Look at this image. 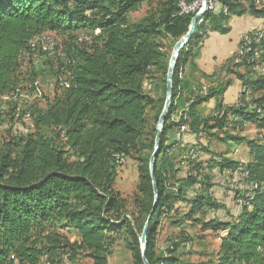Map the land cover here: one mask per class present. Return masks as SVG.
<instances>
[{
	"label": "trees",
	"instance_id": "trees-1",
	"mask_svg": "<svg viewBox=\"0 0 264 264\" xmlns=\"http://www.w3.org/2000/svg\"><path fill=\"white\" fill-rule=\"evenodd\" d=\"M146 1L0 0V120L25 122L28 114L33 126L32 132L0 143V264H40L44 258L49 264L80 258L107 264L119 238L127 242L132 264H143L139 240L149 216L145 260L180 264L179 243L170 242L156 253L157 227L170 214L196 222L197 214L223 209L211 193L212 172L242 185L234 196L239 212L232 222L202 224L205 231L224 233L213 264H264V137L231 135L247 125L264 130V40L259 57L253 44L234 63L243 73H232L241 89L231 105L223 103L231 80L200 94L201 88L183 76L195 54L192 48L207 28L224 35L233 16L264 20V6L258 7L257 0H218L227 13L207 12L179 51L154 161V203L149 161L156 129L147 122L154 101L143 85L158 75L166 92L170 55L164 41L175 44L183 37L195 13H181L182 0H162L157 15L129 23L128 14ZM45 33L65 40L54 92L44 110L21 111L16 100L37 90L24 61H31L30 43ZM11 101L14 105L5 110ZM210 101L215 102L212 115L202 118L200 108ZM162 109L163 104L154 124ZM180 113L178 121L172 120ZM182 125L186 130L176 139ZM211 132L245 144L249 161L241 164L213 154L204 165L196 160L198 151L185 146V137H216ZM118 157L137 165L138 197L131 212L114 189Z\"/></svg>",
	"mask_w": 264,
	"mask_h": 264
},
{
	"label": "rangeland",
	"instance_id": "rangeland-1",
	"mask_svg": "<svg viewBox=\"0 0 264 264\" xmlns=\"http://www.w3.org/2000/svg\"><path fill=\"white\" fill-rule=\"evenodd\" d=\"M160 3H162V0L146 1L143 5H141L138 11L128 14L127 18L129 23L137 24L142 19L150 15H157L160 9ZM256 5L258 7L264 6V0H257ZM227 11V8H224V10L222 9V13H227ZM214 12L215 14H220L221 10L219 3L217 4ZM246 19L249 18H247L246 16L231 17L227 22V26L230 28V31L224 35H220L216 32L211 31L210 28H207L201 34V40L198 41L194 48H192L195 54L190 57L189 63L191 64L200 56V50L204 47L205 41L209 40L207 42V45L205 46V49L207 51L211 49L210 44L213 40L215 41L216 35H220L221 37H226L229 39V37L232 36V32L234 31V26L238 23L237 21ZM200 20L202 21V18ZM200 20L198 21L199 23H201ZM263 27L264 23L260 26H253L250 30L254 31L256 29H262ZM250 30L247 33L244 32L239 34L238 45L236 49H234L232 53L228 54L229 59L225 60L224 62L222 61V65H220L216 69V72H214V77L205 79L203 78L202 74L197 73L196 76L198 80L196 83L192 84V86H198L201 89L206 87L207 89L209 86L214 87L217 85V83L225 82L227 80H231L232 83H234L233 81L235 80V77L232 73H235V71H238V73H243V70H237L233 65L237 62V59L242 53L241 50L243 48V45L245 44L244 48H247L249 46L246 44L244 37L248 36L247 34L251 32ZM41 37H43L44 39L46 38L45 40L48 39L55 47H58V52L55 50V53L52 55L36 52L33 55L31 54V61H24V69L28 70L29 75L34 79V85L37 90H34L33 94L30 92L31 95L27 96L23 93L20 100H16L17 107L21 111L28 110L37 112L38 110H44L47 100L52 97L54 92L56 75L58 74L60 67L59 63L62 59L60 50L62 49V43L65 40L50 33H45L38 37V39H40ZM226 38H223L225 43L228 40ZM164 43L166 44L169 55L171 56L175 44L170 39L165 40ZM256 50L258 51L257 48ZM224 55L225 54L221 52L216 55V58L222 59ZM255 56H257V53H255ZM193 63L189 68L191 72H196L195 70H197V68L195 65H193ZM164 87L165 85L164 83H162V81H160L158 75L152 76L150 78V81L146 82L143 85L144 92L147 93V95L154 101L153 107L147 110L148 127L152 128V126L155 125L156 129L154 118L162 104L164 106ZM230 87L229 91L232 92L235 86ZM14 103V101H11L10 104H5L4 109L10 110V107H12ZM214 103V101H210L208 104L200 108L202 118L210 117L212 115ZM210 104H212V106H210ZM26 115L23 117L25 122L22 121L16 123L11 121L10 119L2 121L0 120V143L7 141L11 137L25 134L27 131H33L32 123L28 120L29 116L26 117ZM177 116L178 115L173 116L172 120L175 121ZM212 133H215L214 135H216V137L209 138L205 135H200L197 138L192 137L190 140H188L190 137H185V146L188 148L191 146H195L196 150L198 151V153L196 154V160H198L200 163H203L204 165V163L209 160V155L213 154L220 155L223 158L241 164H246L249 161L248 151L245 144H234V142L230 140L223 139L224 137L218 132H211V134ZM181 134L182 131L179 130L176 133V139H179ZM231 135L232 137H238L245 140H259L264 137V130L259 131L258 129H256V127L247 125L242 130H238ZM202 149H206L208 153L203 151ZM117 160L118 163H122V165L119 167L117 166V177L115 180L114 189L121 194L123 199H125L127 209L129 212H131L133 199L138 197L137 165L135 162L129 159L126 160L123 157H118ZM212 175L214 187L212 188L211 193L212 196L218 201V203L223 206V209L218 211H210L206 216L197 214L194 217V219H196V222L182 220L184 214H181L180 216L170 214L168 217H162L160 219V224L157 227V254L162 253L170 242H174L180 244L176 254L178 255L180 264H213V256L215 255L216 250L219 246V237L224 235V233H214L210 230L205 231L202 228V224L210 220L232 222V219L239 212V208L235 203L234 196L235 193L239 191L240 186L242 185H240V182L235 183L228 177L219 176L216 172H212ZM178 221H181V224L176 226L175 223H178ZM70 237L73 241L74 235H71ZM126 244L127 242L124 240V238H119L118 240H116L114 246L112 247V254L109 257V264H132L131 254L127 249ZM64 262L65 260L61 264H63ZM70 264H91V262L87 259L80 258L75 263Z\"/></svg>",
	"mask_w": 264,
	"mask_h": 264
},
{
	"label": "crops",
	"instance_id": "crops-1",
	"mask_svg": "<svg viewBox=\"0 0 264 264\" xmlns=\"http://www.w3.org/2000/svg\"><path fill=\"white\" fill-rule=\"evenodd\" d=\"M245 16L249 19L237 21L238 23L234 26V31L232 32V36H230L229 39L226 37H221L220 35H216L215 41L213 40L212 43L210 44L211 49H209L207 51L205 49V46L207 45V42L209 40L205 41L204 47L200 50L201 51L200 56L195 61H193L194 63L192 62L193 65H195L197 68V70H195L196 72H191V70L189 68L192 63L191 64L188 63L185 66L183 76L188 80V82L191 86H192V84L196 83L198 80V78L196 76L197 73H199V74L203 73L205 75H212V74H214V72H216V69L220 65H222L221 64L222 61L224 62L225 60L229 59L228 54L232 53L233 50L236 49V47L238 45L239 34L244 33V32L247 33L250 29H252L253 26H256V25L260 26L264 23V20L255 19V18H253L251 16H247V15H245ZM256 30H260V29H256ZM256 30H254V31H256ZM223 38L228 39L226 43L224 42ZM222 44H224V45H222ZM221 52H223V54H225L222 57V59L216 58V55H218ZM233 82L234 83H232L231 86H235L234 90L232 92H230L229 90L231 87L228 88V90L225 92L224 97H223V103L226 105H231V104L235 103V101L238 98V94L240 92V89H241L240 82H238L237 80L236 81L234 80ZM210 106H212V104H210ZM210 108H212V107H210ZM188 137H190L188 140H190L192 138L191 136H188ZM184 142L186 143L185 140H184ZM63 264H70V263L65 261ZM107 264H109V259H108Z\"/></svg>",
	"mask_w": 264,
	"mask_h": 264
},
{
	"label": "water",
	"instance_id": "water-1",
	"mask_svg": "<svg viewBox=\"0 0 264 264\" xmlns=\"http://www.w3.org/2000/svg\"><path fill=\"white\" fill-rule=\"evenodd\" d=\"M206 14V10L203 11V13L195 15L192 20L191 24L189 26L188 32L181 37L174 45L169 63H168V70H167V75H166V92H165V101H164V106L162 109V112L158 118V122L156 124V137H155V142H154V151L150 157L149 161V171H150V176L153 184V195H154V203L157 202L158 200V193L156 190V186L154 183V176H153V169H154V161L155 158L159 152V145H160V136H161V131H162V126L165 121V118L167 116L168 110L170 108L171 104V91H172V75H173V69L175 66V63L178 58L179 51L188 45L190 39L193 37V34L195 32V27L197 26V22ZM151 219V216L148 217L142 234L140 236V246H141V254H142V261L143 264H148L147 261L145 260L144 252L146 248V235L149 227V221Z\"/></svg>",
	"mask_w": 264,
	"mask_h": 264
},
{
	"label": "built area",
	"instance_id": "built-area-1",
	"mask_svg": "<svg viewBox=\"0 0 264 264\" xmlns=\"http://www.w3.org/2000/svg\"><path fill=\"white\" fill-rule=\"evenodd\" d=\"M207 5H208V0H204V1H194V0H192L190 3H187L185 1L184 5L182 6L181 13H185L186 11H194L195 15H198L202 11V9H205V7ZM246 40H249V39H246ZM260 42H262V40L261 41H256V42H252V44H256V46H258L260 44ZM55 48L56 47L52 43H47L46 41L41 39L40 43L35 46L33 54H35L36 52H40V53H47V54L52 55V54L55 53V50H56ZM259 48H260V46H258V57H259ZM242 49H244V45H243ZM205 92H206V87L201 89V91L199 93L200 94H204ZM25 115L26 114H24L23 116H25ZM17 116H18V114H16V117ZM180 117H181V113L177 116L175 121H178ZM179 130H181L182 133H184L186 128H185L184 125H182V126H180ZM189 154H191V156L194 157L193 151H190ZM115 161H116V165L118 167L122 165V163H118V160H115ZM44 260H45V258H44ZM43 264H44V262H43Z\"/></svg>",
	"mask_w": 264,
	"mask_h": 264
},
{
	"label": "bare ground",
	"instance_id": "bare-ground-1",
	"mask_svg": "<svg viewBox=\"0 0 264 264\" xmlns=\"http://www.w3.org/2000/svg\"><path fill=\"white\" fill-rule=\"evenodd\" d=\"M202 1H204V0H202ZM184 2H185V0H182L181 3L179 4L180 9H182ZM218 3L219 2L216 0H208V5L205 7V9H202V11L199 14H201L203 12V10H206V13L207 12H214ZM224 8H226V7H223L222 4H220V10L222 11V9L224 10ZM187 13H195V12L194 11H186L185 14H187ZM247 35H248L247 37H244V36L243 37H244L246 44L249 46L247 48L242 49L241 50L242 52L250 51V48L253 45L252 42L264 40V28H262L260 30H256V31H251ZM41 39L46 41L47 43H51L48 39L45 40L46 38L45 39L43 37H41L40 39L36 38L35 40H33L30 43V51L32 54L34 53L35 46L40 43ZM246 39H249V40H246ZM243 43H244V41H243ZM244 46H245V44H244ZM254 53H257V50H255ZM260 71H261V69H260ZM262 71H264V70L262 69ZM26 117H28V115H26ZM43 262H44V264H49L48 262H46V260H43L41 262V264H43Z\"/></svg>",
	"mask_w": 264,
	"mask_h": 264
}]
</instances>
